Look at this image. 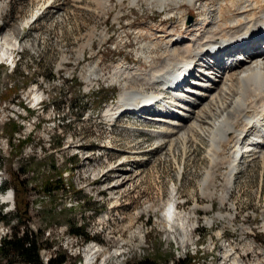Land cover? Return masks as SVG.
Returning <instances> with one entry per match:
<instances>
[{
    "label": "rangeland",
    "instance_id": "obj_1",
    "mask_svg": "<svg viewBox=\"0 0 264 264\" xmlns=\"http://www.w3.org/2000/svg\"><path fill=\"white\" fill-rule=\"evenodd\" d=\"M182 2L168 13L142 0H0V54H12L0 59V198L12 195L0 201L10 223H0V240L12 227L28 229L42 264L56 255L89 264V246L99 251L90 264H264L258 150L237 165L230 189L229 165H218L214 195L204 199L207 136L153 137L163 128L152 121L158 115L106 118L128 84L118 64L159 67L168 49L144 51L145 43L165 32L186 38L203 24L198 5ZM214 6L201 11L210 20ZM226 146L218 158L228 161L234 144Z\"/></svg>",
    "mask_w": 264,
    "mask_h": 264
},
{
    "label": "bare ground",
    "instance_id": "obj_2",
    "mask_svg": "<svg viewBox=\"0 0 264 264\" xmlns=\"http://www.w3.org/2000/svg\"><path fill=\"white\" fill-rule=\"evenodd\" d=\"M125 1H128L129 5H134L139 0H116L119 5ZM142 1L155 3L168 13H172L170 4L177 5L178 2V0ZM183 2L190 7L193 4L198 5L195 9L203 24L187 28L191 30V34L186 35V38L183 35L165 32L158 36L155 43H145L144 51L149 47L160 46L168 49L162 55L159 67L149 66V69L139 70L127 64H118L115 75L125 76L129 85H125L116 104L105 113L106 118L112 120L127 113L139 114L138 118L143 120H152L155 117L152 115L153 107L158 105L156 113L162 115H158L152 121L163 128L151 130L149 133L153 137L163 139L176 134L183 141L186 139L189 141L195 135L207 136L212 167L201 184L200 194L204 199H211L214 195L211 191L214 185V170L218 165H229L225 186L230 189L237 165L244 160L247 153L258 150L257 153L264 158V51L261 49L262 46L259 47L257 44L259 40L264 44L262 31L264 0H183ZM210 5H217L210 11L216 13L213 20L209 19L210 14L201 12ZM177 7L179 8L176 6V9ZM181 24L184 28L185 17ZM93 36L92 33L89 34V41ZM213 48L215 49L210 52ZM248 54L253 55L247 57L245 62L237 61L241 55ZM11 55L7 51L2 56L9 59ZM207 57L214 60V65L206 69L205 73H198L195 69L196 62ZM224 58L230 59L229 66L220 61ZM192 73L194 81H190L189 85L193 86H185V90L180 91L172 90L176 86L179 88V82L187 74ZM156 87L161 90L166 88L174 95L165 96L161 90L157 94L150 92ZM237 120L243 122L242 126H238ZM172 143L173 140L170 139L169 144ZM231 144H234V157L228 161L219 159L218 154L223 152L224 146ZM227 198L228 192H225L220 197L221 204H224ZM5 201L9 202L10 197H6ZM168 213L170 214V210ZM207 223L210 225V221ZM87 250L85 256L90 264L99 251L92 246Z\"/></svg>",
    "mask_w": 264,
    "mask_h": 264
},
{
    "label": "trees",
    "instance_id": "obj_3",
    "mask_svg": "<svg viewBox=\"0 0 264 264\" xmlns=\"http://www.w3.org/2000/svg\"><path fill=\"white\" fill-rule=\"evenodd\" d=\"M6 188V183H2L1 190ZM14 194H17V189H12ZM50 192L51 190H47ZM3 208H0V223L8 226L10 223L6 221V218L9 214L3 213ZM16 216V221L20 223V217ZM81 229L71 230L73 235L78 237H84V240L87 241L90 237L83 232ZM10 235L2 237L0 240V264H15L16 259L20 261V264H42L39 251L42 248V245L39 243V237L28 229L21 231L19 227H12L9 229ZM21 234V235H20ZM4 262V263H2ZM66 257L63 255H56L51 257L47 264H65ZM148 264V263H140Z\"/></svg>",
    "mask_w": 264,
    "mask_h": 264
}]
</instances>
